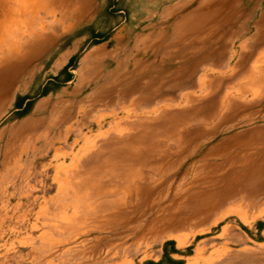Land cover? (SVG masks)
<instances>
[{
    "label": "rangeland",
    "instance_id": "rangeland-1",
    "mask_svg": "<svg viewBox=\"0 0 264 264\" xmlns=\"http://www.w3.org/2000/svg\"><path fill=\"white\" fill-rule=\"evenodd\" d=\"M12 1L0 264H264V175L237 180L264 157V0H93L82 21L63 11L87 0L25 13ZM119 46L99 72L108 98L68 130L54 103H98L85 98L104 79L77 88L79 70Z\"/></svg>",
    "mask_w": 264,
    "mask_h": 264
},
{
    "label": "crops",
    "instance_id": "crops-1",
    "mask_svg": "<svg viewBox=\"0 0 264 264\" xmlns=\"http://www.w3.org/2000/svg\"><path fill=\"white\" fill-rule=\"evenodd\" d=\"M147 1H155V0H147ZM192 1H195V0H180L176 4L172 5V7L169 8V10H174L180 4L188 3V2H192ZM89 4H90V11H88L86 14H80L78 12V10H76V13H75L76 15L70 14L68 11H66V12L63 11V13L68 18H73L74 20L82 21L83 19L89 18L91 11L94 9V6H95L94 1L90 0ZM50 6H52V5H50ZM63 6H65V5H63ZM52 7H55V6H52ZM59 8H61V7H59ZM124 35L125 34L122 33L119 36V42L122 43V41L124 40V37H125ZM121 50H122V46H119V49L117 48L116 51H114V52H111V50L108 49L107 47H100L98 49L91 51L83 60V64H82L83 67L79 70L80 78H79V83H78L77 88L81 87L86 82H95V81L100 82L102 79H104V81L102 83H100V85L98 86L95 93L92 96L85 98V99H89L93 96H96L97 98H101L98 103H90L88 105L87 104L83 105L84 104V101H83V104L80 102L77 106L75 104V101H74L75 99H73V98H72L73 100H70L71 98L68 100H63V101L56 100V102L54 103V105L52 107V109H53L52 110V116L57 117L58 120L61 122H66L67 124H69V126H67L68 130L71 129L72 124H73L72 121L75 118V116L73 114L74 111H76L77 116L82 115V114L90 115V113L96 109L97 105L104 103L105 100L108 98L107 92L110 89H108L107 86L110 82L111 76L110 75H108V76L99 75V72L102 70L103 66L108 65V60H112V61L117 62V59L120 57ZM65 55L66 54L59 56L57 65L59 63H61V61L63 60ZM134 59H137V58H134ZM122 60H118L117 65ZM97 75H99V77H97ZM73 95H75V93ZM74 98H75V96H74ZM41 107H42V104L38 107V109H41ZM76 108H77V110H76ZM40 120H41V118L39 119V123H41ZM50 125L53 126L52 123ZM25 127H26V125H24V129H25ZM27 129H33V128H27ZM37 129H39V128L37 127ZM52 129H53V127L47 128V130H52ZM15 141H16V139L13 136L10 140V144L13 145V143ZM95 148H96V145L94 142L89 143L88 148L86 150H83L80 157L90 156L93 151L97 150V148L96 149ZM88 213L90 216H88ZM88 213H87L86 217H91V213L90 212H88Z\"/></svg>",
    "mask_w": 264,
    "mask_h": 264
},
{
    "label": "bare ground",
    "instance_id": "bare-ground-1",
    "mask_svg": "<svg viewBox=\"0 0 264 264\" xmlns=\"http://www.w3.org/2000/svg\"><path fill=\"white\" fill-rule=\"evenodd\" d=\"M15 1V0H14ZM21 1V10L19 12L21 13H25L27 12L29 9H32V8H40L41 7H45L44 6V2L42 0H20ZM17 2V1H16ZM15 2V3H16ZM71 2V0H52L50 1V4L49 5H52V6H63L65 5L66 7H69V3ZM80 2V1H79ZM13 1L12 0H0V32L3 31L4 28H6L8 26V23L9 21L11 20V18H13V15L15 14V7L12 5ZM76 3V2H75ZM90 0H87V1H84L82 3H80L79 7H77L78 9V12L80 14H86L88 11H90ZM199 3V1H198ZM62 4V5H61ZM74 5V4H73ZM72 5V6H73ZM78 6V5H77ZM74 7V6H73ZM17 10V9H16ZM192 10V9H190ZM70 13V12H69ZM181 13V12H180ZM187 13V12H186ZM76 15V14H75ZM180 15V14H179ZM178 15V16H179ZM182 16V15H181ZM178 19V18H177ZM123 48V47H122ZM119 49V47H118ZM122 51V50H121ZM4 53V52H3ZM7 54V53H6ZM17 54V53H16ZM121 54V53H120ZM127 54V53H126ZM9 55V54H8ZM18 55V54H17ZM114 56V55H113ZM126 56V55H125ZM8 58H11V56H6L2 62H7ZM254 68V67H253ZM263 69V68H262ZM261 72V71H260ZM250 77V75H249ZM255 79V78H254ZM261 79V78H260ZM256 80V79H255ZM192 81V80H191ZM254 82V81H252ZM255 83V82H254ZM261 84H263L261 82ZM254 85V84H253ZM245 89V88H244ZM245 93V92H244ZM243 95V94H242ZM132 102H135V101H132ZM138 102V100H137ZM143 102V101H142ZM152 103V102H151ZM150 103V104H151ZM146 105V104H145ZM139 106V105H138ZM146 117V116H145ZM135 123V122H134ZM138 123V122H137ZM146 123V122H145ZM141 124V123H140ZM144 124V123H143ZM157 124V123H156ZM139 125V124H137ZM151 125V124H150ZM142 126V125H141ZM147 126V125H146ZM191 126V125H190ZM188 127V126H187ZM145 128V127H144ZM132 129V128H131ZM139 129V128H138ZM123 130V129H122ZM124 131V130H123ZM147 133L149 131H146ZM184 133V132H183ZM135 135V134H134ZM178 135V134H177ZM176 135V136H177ZM141 136V135H140ZM181 138V137H180ZM203 138V137H202ZM156 139V138H155ZM154 139V141H155ZM182 139V138H181ZM198 139V138H197ZM181 141V140H180ZM184 142V141H183ZM186 143V142H185ZM192 143V142H191ZM162 145V144H161ZM165 145V144H164ZM156 146V145H155ZM134 147V146H133ZM171 147V146H170ZM139 148V147H138ZM137 149V148H136ZM143 149V148H142ZM155 150V148H154ZM184 151V150H183ZM139 152V151H138ZM158 152V151H156ZM137 153V152H136ZM153 153V151L151 152ZM155 156V155H154ZM151 157V156H150ZM150 159V158H149ZM154 159V158H153ZM157 162V161H155ZM118 163V162H117ZM144 164V163H142ZM109 165V164H108ZM105 166V165H104ZM116 166V165H115ZM150 167V165H148ZM147 166V167H148ZM151 168H153L151 166ZM156 168V167H154ZM105 170V169H103ZM108 170V169H107ZM145 171L147 172V170L145 169ZM106 173V171H105ZM135 175V174H134ZM260 175H264V157L262 158V160L260 161V163H258L257 165H255L254 167H252L250 170H247L246 172H244V174L240 175L237 180L239 182L242 181L243 178H246L247 180H249L251 182V180H253L255 177L257 176H260ZM99 177V176H98ZM133 179V178H132ZM144 179V178H143ZM136 180V178H135ZM127 185V184H126ZM125 185V186H126ZM238 185V184H237ZM100 186V185H99ZM234 186V185H233ZM130 187V185H129ZM127 188V187H126ZM129 189V188H128ZM208 206V205H206Z\"/></svg>",
    "mask_w": 264,
    "mask_h": 264
}]
</instances>
